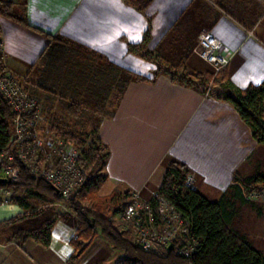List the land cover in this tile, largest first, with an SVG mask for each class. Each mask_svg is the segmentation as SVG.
Listing matches in <instances>:
<instances>
[{
    "label": "crops",
    "instance_id": "1",
    "mask_svg": "<svg viewBox=\"0 0 264 264\" xmlns=\"http://www.w3.org/2000/svg\"><path fill=\"white\" fill-rule=\"evenodd\" d=\"M134 2L27 0L29 26L0 16L4 62L25 79L41 102L44 125L59 124L64 118L59 107L67 115L65 104L75 99L83 103L84 112L99 102L101 108H108L97 127L111 153L105 166L109 194L116 189L144 194L159 189L167 160L177 159L195 174L196 189L204 196L218 201L225 195L239 232L264 253V201L243 198L233 186L235 174L246 179L264 173V153L258 155L264 146L257 143L230 102L174 82L164 71L155 76L159 67L201 71L206 62L194 53V47L209 30L231 59L228 79L239 88L262 83L264 0H151L143 10ZM148 30L146 49L160 57L159 62L129 50V43H142ZM48 35L89 47L119 68L154 81H128L121 72L96 80L92 73L85 86L78 79L67 86L71 69H60L63 74L47 73ZM81 68L86 69L85 63ZM97 81L100 85L94 88ZM22 212L16 203L0 204V222ZM27 222L0 226V264H70L78 226L75 218L56 223L49 247L31 239L10 241L18 228L31 227L22 225ZM6 231L7 235L1 234ZM100 237L72 264L109 262L113 257L107 252L110 247ZM104 252L111 257L106 258Z\"/></svg>",
    "mask_w": 264,
    "mask_h": 264
},
{
    "label": "trees",
    "instance_id": "2",
    "mask_svg": "<svg viewBox=\"0 0 264 264\" xmlns=\"http://www.w3.org/2000/svg\"><path fill=\"white\" fill-rule=\"evenodd\" d=\"M150 1L135 0L134 4L143 10ZM26 6L27 0H0V16L29 26ZM48 38L50 44L45 51V57L50 62L47 64V73L57 75L71 69L70 73L66 75L69 80L67 86L77 79L76 82L80 86H85L89 74L92 73L96 80L107 79L110 74L115 75L121 72L122 75L128 76V81H154V78L149 79L133 71L121 69L104 55L62 36L48 35ZM148 40L149 30L142 43H129V50L134 54L159 62L160 57L154 56L146 49ZM83 63H85L86 69L81 68ZM95 64L96 66H94ZM78 68H81L79 77L76 76ZM161 68L159 67L155 76L164 71L174 82L193 87L194 77H196L200 82L199 90L203 94L230 102L237 109L241 118L250 126L257 143L264 146V81L257 85L252 84L247 88H239L228 79L227 68H225L222 81L215 87L209 86L207 89V83L213 77L207 72L192 73L181 66L171 69ZM60 69L63 72H60ZM58 79L60 80L61 77ZM99 85V81L95 82L94 88H98ZM122 92L123 89L115 98V103L120 99ZM31 95L34 96L32 93ZM98 104L96 108H101L102 103ZM65 107L70 118H79L84 113V105L77 99L67 102ZM13 117L10 103L0 94V151L6 150L9 146ZM52 129H58L56 131L75 142L82 150L80 165L85 170V182L73 196L66 198L61 196L44 179L32 175L25 166H20L12 181L0 183V185L13 190L11 202L22 207L23 212L9 220L0 222V226H10L27 221L39 214L35 209L33 210L32 204L27 199L28 195L49 196L55 202H64L69 211L64 213L52 211L37 226L18 228L11 236L10 241L25 242L31 239L49 247L56 223L59 220L71 221L75 218L78 221L76 230L78 237L72 240L75 253L69 260L70 264L76 261L99 236L106 238L114 248L124 254L114 264H264V253L255 248L245 234L231 226L234 211L228 210L229 201L225 195L218 201H212L197 189L187 187V181L192 172L185 163L174 158H169L166 162L158 191L189 219L191 234L198 239V245L189 256L178 253L179 242L164 254L141 249L114 222V218L130 203L133 192L116 189L109 195H99L109 179L105 166L111 153L100 137L98 127L85 136L73 133L61 121L52 126ZM233 186L243 198H246V194H250L252 190L264 189V173H257L246 179L235 174ZM84 202L90 203L91 206H86Z\"/></svg>",
    "mask_w": 264,
    "mask_h": 264
},
{
    "label": "built area",
    "instance_id": "3",
    "mask_svg": "<svg viewBox=\"0 0 264 264\" xmlns=\"http://www.w3.org/2000/svg\"><path fill=\"white\" fill-rule=\"evenodd\" d=\"M194 53L216 73H222L231 61L212 31L200 36ZM0 94L8 100L14 114L9 146L0 151V178L12 181L20 166H25L32 175L56 188L61 196H73L85 182V170L80 165L82 150L75 142L44 125L46 114L40 101L6 66L1 39ZM187 187L197 188L195 174L189 175ZM12 194V189L0 185L1 204L10 203ZM249 196L264 199V189H254ZM118 216L122 230L131 232L145 251L164 254L179 242L178 253L189 256L198 245V239L191 234L189 219L158 190L149 194L134 191L130 203Z\"/></svg>",
    "mask_w": 264,
    "mask_h": 264
},
{
    "label": "rangeland",
    "instance_id": "4",
    "mask_svg": "<svg viewBox=\"0 0 264 264\" xmlns=\"http://www.w3.org/2000/svg\"><path fill=\"white\" fill-rule=\"evenodd\" d=\"M209 31V30H208ZM203 34V33H202ZM1 36V34H0ZM1 38V37H0ZM200 38V37H199ZM198 38V40H199ZM198 42V41H197ZM197 44V43H196ZM7 66V65H6ZM8 67V66H7ZM186 71L188 72H192L193 71L191 69H189L188 67H183ZM11 69V68H10ZM161 69H165V68H161ZM168 69H171V68H168ZM201 71L203 72H207L208 74L210 75H213L212 79L207 83V89L209 88V86H213L215 87L216 85H218L220 83V81H222V75H223V72L222 73H216L215 70L213 69V67L211 65H209L208 63H204L202 67L199 68ZM12 70V69H11ZM13 71V70H12ZM15 73V75L18 76V78L23 82V84L28 87V83L25 81V79L17 74L15 71H13ZM200 85V82H199V79L194 77V87L200 89L199 87ZM94 104V103H93ZM59 114H61L64 118H61L62 121L61 122H64V124H66L68 126V129H70V131H72L73 133L75 134H79V135H82V136H85L87 135L89 132L93 131L94 129H96L98 123H99V120L100 118L106 114V112H108V108H96L95 105H89L87 108H86V112H84L79 118H70L69 116H67L64 112L63 109H61V107H59ZM49 124L46 123V127H48L47 125ZM52 125V123H51ZM51 127V126H50ZM263 152V150H259L258 152V155H261ZM258 159H261L257 156ZM263 162V160H260ZM264 163V162H263ZM158 190V189H157ZM157 190H152V191H157ZM111 194V193H110ZM149 194V193H148ZM100 196H106V195H109V192H108V185H105L104 188L100 191L99 193ZM248 196V198L250 197L249 194H246ZM28 198V201L32 204V207H33V210L35 209L37 211V213H39L37 216H33L31 217L29 220V222L27 223H22L23 226H31V227H35L38 225V223L36 222H33V221H42L44 220L47 215L52 212V211H60L61 213H64V212H68L69 209L67 207V205L64 203V202H55L53 201L49 196H39V195H28L27 196ZM252 198V197H250ZM254 199V198H252ZM259 200L261 201H264V199L260 198ZM12 203V202H10ZM86 206H91L90 203L88 202H84ZM1 204V203H0ZM235 221V220H234ZM234 221L232 220L231 221V226L236 229L237 231H240L239 228L235 225ZM236 221H238V218L236 219ZM94 222V221H93ZM114 222L116 224V226L122 230V222L120 220V217L119 216H116L114 218ZM19 226V224H18ZM123 231V230H122ZM125 233V235L129 238H131L134 242V237H133V234L128 231H123ZM2 233H6L7 235V231L6 232H1ZM4 235V234H3ZM75 238V237H74ZM100 239H103L104 242L109 245L110 247V250H106L107 252L110 253L111 256H113L110 259L109 262H107L106 264H114V262H116L117 260L121 259L124 254L118 250L117 248H114L113 245L104 237H100ZM112 250V251H111ZM114 251V252H113ZM107 252H104V255L107 256ZM108 255L109 257H106V258H110L111 256ZM107 260V261H108Z\"/></svg>",
    "mask_w": 264,
    "mask_h": 264
},
{
    "label": "water",
    "instance_id": "5",
    "mask_svg": "<svg viewBox=\"0 0 264 264\" xmlns=\"http://www.w3.org/2000/svg\"><path fill=\"white\" fill-rule=\"evenodd\" d=\"M8 180L6 178H0V183H6ZM55 190L59 193V191L55 188ZM172 248V247H170Z\"/></svg>",
    "mask_w": 264,
    "mask_h": 264
}]
</instances>
